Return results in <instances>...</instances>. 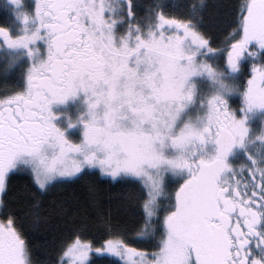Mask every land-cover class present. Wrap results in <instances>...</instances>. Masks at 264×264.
<instances>
[{
	"label": "snow or ice",
	"instance_id": "snow-or-ice-1",
	"mask_svg": "<svg viewBox=\"0 0 264 264\" xmlns=\"http://www.w3.org/2000/svg\"><path fill=\"white\" fill-rule=\"evenodd\" d=\"M3 0L0 264H35L25 218L85 184L107 237L73 222L57 264H264V0H233L215 46L208 0ZM115 182L139 226L114 225L99 183ZM63 210V205H61Z\"/></svg>",
	"mask_w": 264,
	"mask_h": 264
},
{
	"label": "trees",
	"instance_id": "trees-1",
	"mask_svg": "<svg viewBox=\"0 0 264 264\" xmlns=\"http://www.w3.org/2000/svg\"><path fill=\"white\" fill-rule=\"evenodd\" d=\"M3 1L0 0V3ZM153 0H137L140 5L138 12L142 16L145 6ZM184 0H167L169 10L179 14ZM213 7L210 11L213 19L224 21L221 27L213 29L212 36L217 47H223L226 41L227 13L233 0H208ZM8 22V14L0 10V25ZM2 55V54H0ZM17 83L16 74L8 77L0 76V90ZM31 185L26 173L19 174L13 180L14 207L17 215L22 219L27 231L28 240L32 250L35 264H57L61 247L70 241L73 235V222H79L85 216L89 218L87 238L93 243L101 242L107 237L102 220L98 217L92 202L85 200L83 192L85 184L81 183L63 189H57L44 199V218L39 223L33 224L25 218V206L28 203V191ZM101 206L105 211H110L114 225L121 229L134 230L139 226L137 206H126L125 198L128 190L115 182L98 184ZM63 205V210L61 209Z\"/></svg>",
	"mask_w": 264,
	"mask_h": 264
},
{
	"label": "rangeland",
	"instance_id": "rangeland-1",
	"mask_svg": "<svg viewBox=\"0 0 264 264\" xmlns=\"http://www.w3.org/2000/svg\"><path fill=\"white\" fill-rule=\"evenodd\" d=\"M3 1V0H2ZM29 2H30V0H29Z\"/></svg>",
	"mask_w": 264,
	"mask_h": 264
}]
</instances>
